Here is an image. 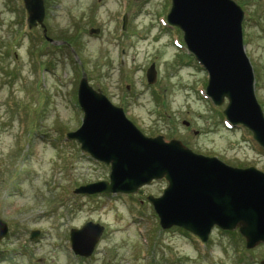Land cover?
<instances>
[{
  "label": "rangeland",
  "instance_id": "1",
  "mask_svg": "<svg viewBox=\"0 0 264 264\" xmlns=\"http://www.w3.org/2000/svg\"><path fill=\"white\" fill-rule=\"evenodd\" d=\"M233 1L242 10L243 51L264 116V0ZM42 5L43 27L28 28L22 0H0V220L7 227L0 264H260L264 243L246 249L236 230L212 228L201 243L173 225L162 229L146 195L158 196L163 179L141 193H73L109 172L65 138L81 122L82 74L143 135L264 172V150L250 132L225 125L226 100L214 106L204 95L206 71L166 22L170 0ZM151 64L154 81L147 83ZM88 223L102 230L92 253L77 256L69 230Z\"/></svg>",
  "mask_w": 264,
  "mask_h": 264
},
{
  "label": "water",
  "instance_id": "2",
  "mask_svg": "<svg viewBox=\"0 0 264 264\" xmlns=\"http://www.w3.org/2000/svg\"><path fill=\"white\" fill-rule=\"evenodd\" d=\"M26 23L43 27L42 0H22ZM242 10L233 0H170L166 22L181 31L187 51L207 73L205 95L213 105L226 100L222 114L230 126L241 125L264 150V117L253 93V76L241 41ZM125 15L122 17V28ZM44 31V28H43ZM96 29H89L96 32ZM147 83L154 81L151 64ZM82 112L79 126L65 138L109 167L106 180L79 185L73 193H141L152 180L166 183L158 196L146 195L158 225H173L205 242L213 227L236 230L244 248L264 243V172L236 167L215 156L195 153L177 139L143 135L82 74L76 87ZM98 224L69 230L70 249L89 256L101 233ZM7 227L0 220V239ZM34 233L31 234V236ZM264 264V257L259 261Z\"/></svg>",
  "mask_w": 264,
  "mask_h": 264
}]
</instances>
